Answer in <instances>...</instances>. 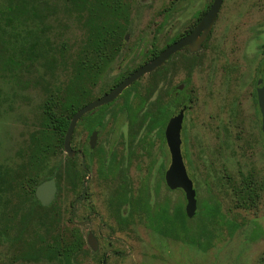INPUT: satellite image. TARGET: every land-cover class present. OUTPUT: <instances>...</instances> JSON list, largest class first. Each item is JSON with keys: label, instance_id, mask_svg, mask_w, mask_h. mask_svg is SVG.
Masks as SVG:
<instances>
[{"label": "rangeland", "instance_id": "rangeland-1", "mask_svg": "<svg viewBox=\"0 0 264 264\" xmlns=\"http://www.w3.org/2000/svg\"><path fill=\"white\" fill-rule=\"evenodd\" d=\"M172 1L128 0L129 15L125 26L129 37L124 46L137 45L139 36L144 38L142 45L149 46L151 33L158 30L159 16ZM225 1V18L222 20H227L231 33L225 37L220 64L222 67L236 66L244 82L238 84L237 93L245 97L243 86L252 78V70L263 56L264 0ZM15 7L19 9L16 12ZM187 8L186 14H191L192 10ZM84 14L83 10L64 0H0V44L5 51L0 61V264H52L45 260L34 261L29 256L20 257L22 250H28V244L38 241L32 242L26 233L13 231L11 224L27 214V207L33 201H18L4 178L27 161L32 136L42 129L44 89L65 82L66 74L62 68L68 66L85 42L86 32L81 23ZM238 26L240 32L236 31ZM154 40L155 47H159L161 40L158 36ZM62 48L65 49L63 59L58 54ZM31 51L42 57L33 59ZM53 56L56 58L54 65L49 61ZM117 66L114 62L113 75L118 73ZM128 66L133 67L132 64ZM206 78L209 80L205 68L196 71V85L200 89L197 111L186 112L185 129L181 132V154H185L187 174L194 180L197 210L189 219L187 215L180 217L181 224L166 231L165 235L151 228L142 212L129 219V226L115 225L105 206L113 188L112 178H100L99 169L101 158L107 153L112 154L120 165L119 170L126 175L131 191L142 192L141 196L148 197L151 206L168 200L170 209L176 205L183 213L184 196L179 191L167 192L158 180L162 149L168 162L159 132L161 122L158 128L152 129H148L145 122L131 138L127 119L115 113L123 102L119 99L105 110L106 114L110 111L115 114L104 118L90 158L85 150L86 133L81 125L76 126L71 145L85 154L82 159L87 198L76 204L72 214L71 203L79 197L82 187L66 184L63 188L61 185L55 205L61 225L78 228L85 241L82 252L76 257L77 264H102V260L105 264H264L263 151L250 125L252 145L241 159L242 165H238L240 161L231 154L211 157V151L217 150L224 138L219 128L227 119L220 117L223 95L220 78L209 80L208 85ZM183 79L180 74L179 78L171 80L170 86L182 83ZM150 80L151 75L144 76L138 82L139 87L147 86ZM210 88L214 90L212 98H209ZM102 89L103 84L99 83L90 96H97ZM189 90L190 83L187 82L182 95H187ZM173 108L174 104L167 105L168 118ZM240 108L247 123L252 114L250 100L246 99ZM212 112L217 119L208 118ZM236 134L237 130L232 129L226 139L227 144L233 145L232 150H235L233 137ZM77 156V165H80L81 157ZM65 158L63 150L58 151L41 170V178H50L49 170L53 164L55 171L61 169L62 172ZM238 166L241 168L239 177ZM226 176L233 180L232 184L226 182ZM245 178L254 182L257 195L253 201H246L245 194L237 190V183ZM85 221H88L86 225L78 226ZM88 233H92L97 242L95 252L87 245Z\"/></svg>", "mask_w": 264, "mask_h": 264}, {"label": "flooded vegetation", "instance_id": "flooded-vegetation-1", "mask_svg": "<svg viewBox=\"0 0 264 264\" xmlns=\"http://www.w3.org/2000/svg\"><path fill=\"white\" fill-rule=\"evenodd\" d=\"M213 2L214 0H173L172 4L163 9V13L159 16L160 21L157 24L158 30L157 32H155L156 30H154L151 33V41L149 46H143L142 43L144 42V38L142 36H139L136 43L137 45H134L132 47H125L124 42L129 37V35L125 33L123 46H121L118 50L116 49V53L114 56L104 57L106 65L103 69V72L99 75V77L92 85L88 86V94L86 96L87 102L83 106H81V108L91 101H94L110 93L124 79L129 77L132 73H134L145 64L154 60L169 46L191 35L197 28L198 24L203 20L206 13L209 12ZM225 2V0H222L215 19L207 33L203 35V32H200L197 36V40L191 46H183L174 54L170 55L168 59L164 61V63L156 70L146 74L151 75V80L147 86H143L140 88L138 85L140 79L146 76L143 75L138 80L129 85L126 89H124L114 101L86 113L79 119L76 124V126L78 124L81 125L82 130L84 131V133H86L87 144L85 150H87L88 157L90 158V155L93 153L96 139H98V136L100 135L103 128L102 122L108 115L110 117H113V114L118 113V115L125 117L127 119V123L130 126L131 138H134L137 130L140 129V127L143 126L145 122L148 125V129L156 127L159 122H161V129L159 128V132L162 136L163 145L166 148L168 162L164 159V150L162 149L163 159L158 167V180L164 184L167 192L173 193L179 191L184 196L185 206L187 202L184 192L179 188L170 189L165 182V172L168 169L171 161L170 153L165 141V130L170 118L176 113L177 110L184 108L181 132H183L185 129L184 122L186 118V112L190 110L197 111V104L199 99L198 93L200 92V89L198 90L199 86L196 85V71L200 68H205V71H208V77L210 81H212L213 79L216 80V77H219L221 79H219V83L220 85H222L223 95L220 117L221 119H227L219 128V130L223 133L224 138L220 144V147L217 148V150L211 151V157L213 155L221 156L224 153L228 155L231 154L234 157H237L240 161V164L238 165H242L241 159L244 158L245 152L247 151V149H250V146L252 145V138L249 135L250 125L252 126L251 130H254L255 132L256 139L259 142L264 155L262 113L260 110L257 93V85L260 76L263 73L262 66L264 63V49L262 58L258 59L256 67L252 70V78L248 81V83L246 82L245 86H243L246 96H239L237 90L238 88H240V86L238 84L242 85L244 82L240 79V75L238 73V70H236V66H231L228 64L223 65L222 67L220 64L222 62V60L220 59V54L222 53L223 47L226 43V36L231 33V26L226 24L227 20H222L223 18H225V15L223 14ZM187 7H189V11L192 10L191 14H186L188 10ZM240 29V26L236 27L237 32H240ZM156 36H158V38L161 40L159 47H155L154 39L156 38ZM112 50L114 51L115 49ZM114 62H116L118 65V73L116 75L112 74V65ZM131 64L133 65V67L129 68L128 65ZM180 74L184 76V81L171 87V80L179 78ZM209 80L206 78L205 84L208 85ZM187 82L190 83L189 93L187 95H182ZM99 83L103 84V89L99 91V94L97 96L91 97L90 95L92 94V91L98 86ZM135 86L138 87L135 88ZM210 87L212 86L210 85ZM209 92V98L215 96L214 94H212L214 92L213 89L210 88ZM119 99H123V102L117 107L116 112L114 113L110 111L109 114H106L105 110L112 107L114 103ZM206 99H208V92L206 93ZM246 99L250 100V105L252 106V114L249 117L250 119H248L247 123L243 118L244 112L241 111L240 108L242 107V103ZM168 104H174V108L169 118L167 117L166 111ZM217 114V116H219V112H217ZM208 118H210L211 120L217 119L218 117H216L214 112H212ZM232 129L237 130V134L233 137L235 150H232L233 145L227 144L226 141L228 133ZM74 131L70 139V148L73 152L72 156H68V154L64 152L62 141V150L65 153L66 158L63 163V170L59 186L55 177H50L41 182L43 183L51 179L54 180L56 192L55 198L50 203V205L57 200L58 187H60L61 185L63 188L66 184H69L72 187H82V192L79 197L73 203H71L72 214H74L76 211V204L79 201L87 198L88 194L85 188V182L83 180L84 175L86 174V170L82 156L85 154L84 152H82L83 154H81L80 149H76L71 145ZM93 135L95 136L93 137ZM92 137L94 139L93 143L91 142ZM77 155L81 157L80 165H77ZM181 155L185 165V169L188 170V167L184 161L185 154L182 153ZM69 159L72 160V163H69ZM119 166V163L114 160L112 154L107 153L104 157L101 158L99 168L101 172L100 178H112L113 188L109 193V197H107L106 199L105 206L108 212L111 214V219L113 220L115 225H117L118 227L129 226V219L133 218L134 214L137 212H142L145 219L149 220V222L151 223V228L156 229L164 235L167 234L166 231L168 232L174 227L176 228L177 226H179V224H181L180 217L186 216L185 207L182 211L183 213H181V210L176 205H174L170 209L171 206L168 200L162 201L161 203L159 202L156 205H149L147 200L148 197H142V192L134 193L133 191H131L126 175L122 172V170H119ZM210 166L212 167V164H210ZM240 174L241 168H239L238 166V177ZM189 178L190 180L192 179L191 181L193 185L194 180L191 174ZM226 180V182L230 184H232L233 182V180L230 179L229 176H226ZM38 186L35 187V190ZM243 186L244 179H241L240 182L237 183V190L242 192ZM193 189L195 191L197 210V193L195 188ZM126 208L127 210H125ZM87 223L88 221H85L78 226H83ZM103 261L104 260H102V263Z\"/></svg>", "mask_w": 264, "mask_h": 264}, {"label": "trees", "instance_id": "trees-1", "mask_svg": "<svg viewBox=\"0 0 264 264\" xmlns=\"http://www.w3.org/2000/svg\"><path fill=\"white\" fill-rule=\"evenodd\" d=\"M64 1L85 12L81 21L83 31L86 32L85 42L68 66L62 68L66 74L65 82L58 86L45 87L42 129L32 136V148L27 154V161L18 170L8 173L4 181L15 192L18 201H33L27 207V214L22 215L19 222L11 224L13 231L26 233L32 242L38 241L28 244V250H22L20 257L29 256L34 261L45 260L52 264H77L76 257L85 244L79 229L62 226L55 202L47 207L42 206L34 191L46 179L41 178V170L62 149L63 136L71 117L87 102L88 86L103 72L106 65L104 57L114 56L116 49L123 46L129 6L128 0ZM14 10L16 12L19 9L15 7ZM1 40L0 36V42ZM62 49L58 54L63 59L65 49ZM4 52V47L0 44V61ZM31 54L33 59L42 57V54L33 51ZM53 57L49 61L54 65L56 58ZM15 65L19 66V63L15 61ZM69 163H72L71 159ZM55 169L53 164L49 176L55 177L59 186L62 172L61 169ZM253 183L251 178L244 179L242 192L246 201H253L257 194ZM59 195L60 187L57 198Z\"/></svg>", "mask_w": 264, "mask_h": 264}, {"label": "water", "instance_id": "water-1", "mask_svg": "<svg viewBox=\"0 0 264 264\" xmlns=\"http://www.w3.org/2000/svg\"><path fill=\"white\" fill-rule=\"evenodd\" d=\"M222 0H214L209 12L206 13L203 20L198 24L194 32L188 37L180 40L177 43L172 44L166 50H164L158 57H156L151 62L145 64L129 77L124 79L118 86H116L110 93L104 95L101 98H98L94 101H91L72 116L67 131L63 139V150L72 156L73 152L70 148V139L72 133L75 129V126L79 119L84 116L86 113L102 107L106 104L111 103L116 99V97L134 81L138 80L141 76L153 72L159 66H161L168 57L174 54L177 50L182 48L185 45L191 46L196 40L200 32H203V35L209 31L217 11L221 5ZM262 75L260 76L257 93H258V102L260 110L262 113V130L264 134V63L262 66ZM183 112L184 108H181L176 111V113L170 118L166 130H165V141L170 153L171 161L168 169L165 172V182L170 189H181L185 194L186 206L185 213L188 218L194 216L196 212V200H195V191L193 189L192 181L190 180L185 165L181 155V138L180 132L182 128L183 121ZM95 135H93L94 137ZM92 137L91 142L93 143L94 139ZM56 187L54 180H48L41 183L35 190V196L37 200L41 203L42 206H48L55 198ZM86 242L91 249L95 252L97 250V242L92 233H88L86 236ZM102 264H105V260Z\"/></svg>", "mask_w": 264, "mask_h": 264}]
</instances>
